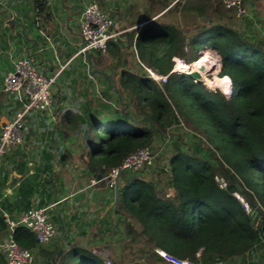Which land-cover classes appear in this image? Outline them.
Instances as JSON below:
<instances>
[{"label": "crops", "instance_id": "0c3cea01", "mask_svg": "<svg viewBox=\"0 0 264 264\" xmlns=\"http://www.w3.org/2000/svg\"><path fill=\"white\" fill-rule=\"evenodd\" d=\"M90 2L120 30L105 52H79L80 15ZM240 11L221 0H0V132L27 100L24 94L2 89L14 61L28 58L39 73L55 76L49 109L25 116L23 141L7 148L0 165V264H8L4 244L11 239L17 243L14 231L22 226L11 229L6 218L17 221L32 207L46 208L56 233L29 249L26 264H48L49 254L74 242L102 251L112 264H170L135 235L140 227L136 220L120 213L107 183L110 172L92 166L93 147L84 134L92 119L121 107L123 79L149 76L146 68L157 73L137 54L136 37L143 24L158 17L177 26L210 22L264 39V0H241ZM172 141L146 168L123 171L119 185L136 178L167 187L165 159L175 153ZM225 264H264V245L246 256L245 263Z\"/></svg>", "mask_w": 264, "mask_h": 264}, {"label": "trees", "instance_id": "16d2710c", "mask_svg": "<svg viewBox=\"0 0 264 264\" xmlns=\"http://www.w3.org/2000/svg\"><path fill=\"white\" fill-rule=\"evenodd\" d=\"M200 45L202 53L212 50L218 55L216 75L230 79L234 87L230 96L174 68L175 58L186 64L197 60ZM136 50L146 66L166 79L122 80L121 107L92 119L84 134L93 147L92 166L104 173L118 169V176L125 170H142L148 165L140 169L121 165L131 152L165 140L173 125L189 126L194 139L204 143L205 153L183 145L170 156L167 187L136 178L119 185L118 177L116 205L121 214L136 220L140 227L135 235L151 250L158 247L179 258L245 263L246 256L264 245L263 229L255 226L251 214L257 212L264 221V39L210 22L177 26L158 17L143 24ZM216 177L225 180L224 187ZM235 193L246 200L249 211ZM14 239L30 250L39 244L23 226L15 228ZM46 260L105 264L91 247L78 242Z\"/></svg>", "mask_w": 264, "mask_h": 264}, {"label": "built area", "instance_id": "2783aa9c", "mask_svg": "<svg viewBox=\"0 0 264 264\" xmlns=\"http://www.w3.org/2000/svg\"><path fill=\"white\" fill-rule=\"evenodd\" d=\"M230 9L240 11L241 0H221ZM241 12V11H240ZM80 35L82 47L79 52L89 51L105 52L109 41L116 38L120 30L116 24L96 2L86 4L80 15ZM14 68L7 73L2 89L6 92L24 94L27 98L25 105L19 110L10 121L4 123L0 132V165L3 156L10 145L20 144L24 139V118L32 110L45 111L49 109L52 101L51 86L55 81V76H45L39 73L34 63L28 58H21L14 61ZM148 75L155 81H164L166 75H162L146 68ZM154 156L152 148H140L127 155L121 168L140 169L144 165H150ZM118 169H113L109 185L113 187L114 179L118 175ZM220 187L225 186L223 178L216 177ZM236 197L242 203L244 209L249 211V205L239 194ZM7 224L12 229L22 225L33 233L37 242L43 244L48 242L56 233L54 224L48 219L45 207H32L21 213L17 221L6 218ZM262 242L264 244V229L262 232ZM6 261L8 264H26L31 259V251L18 245L14 240H9L4 244ZM154 252L164 261L170 264H222L220 260L204 261L196 259L179 258L161 248H154ZM198 256V255H197Z\"/></svg>", "mask_w": 264, "mask_h": 264}, {"label": "rangeland", "instance_id": "374dc122", "mask_svg": "<svg viewBox=\"0 0 264 264\" xmlns=\"http://www.w3.org/2000/svg\"><path fill=\"white\" fill-rule=\"evenodd\" d=\"M202 48H203V45H200L198 47V50L200 51V53H202V51H203ZM205 52H207V51H204L202 54H204ZM212 55L213 56H209V57L212 58V60L208 59V61H206L204 65L199 66V67H195V66L193 67V66H191L192 65L191 63L195 62V61H193V62H191L189 64V67H187L186 69H189L187 71L197 70L199 72V81H197V82L205 83V85L207 87H209V88L218 87L219 89H221L220 85L217 84V82H216V80L218 79V76L216 75V73L218 72L219 67H220V63H218L219 57H218V55L216 53L212 54ZM212 63H214V64H212ZM177 66L179 67L177 61H175L174 62V68L176 70H178ZM181 66L182 65H180V67ZM186 69H185V71H186ZM179 71H182V69L179 70ZM182 73H183V71H182ZM158 82H161V81H158ZM227 88H228V91L227 92L224 91L226 93H228L229 90H230L229 89L230 88V83H228ZM107 125L108 124L106 123L104 126H107ZM100 126H101V124L99 125V127ZM173 127H176V126L173 125L172 128ZM173 129L174 130H172V129L169 130V136L165 140H158L156 142L157 144L155 145V147H152L153 156H154V158L152 160V163L155 160L156 153L159 152V150L163 149L164 147L168 148V147H166L168 145L167 141H170V143H173L172 140H174V144H175V148L172 150V152L179 151V150L182 149L183 145H186V147L194 148L195 151L199 152L201 150L202 153H205V151H204V147H205L204 143L198 141L197 139H194L193 134H192L191 129H190L189 126L185 125L184 127H181V128L180 127H176V128H173ZM101 132H102V129L100 127L99 134L97 135V139H98L97 144L98 145L100 144ZM167 161L168 160L165 159V162H166L165 169H166V171H167ZM110 173H112V170L110 171ZM110 173H109V175H110ZM250 173L252 174V171ZM164 174H166V173L164 172ZM109 175L107 176L108 185H109V180H111V176H109ZM115 179L113 180L114 181L113 184H115ZM109 187H111V185H109ZM111 188L114 189V185ZM135 248H136L135 250H138L140 247L137 246ZM101 252L102 251H100V253H97V252L96 253L101 257V259L104 261V263L105 264H112L109 259L105 258L104 253H101ZM101 255H103V256H101Z\"/></svg>", "mask_w": 264, "mask_h": 264}, {"label": "water", "instance_id": "95a60500", "mask_svg": "<svg viewBox=\"0 0 264 264\" xmlns=\"http://www.w3.org/2000/svg\"><path fill=\"white\" fill-rule=\"evenodd\" d=\"M218 63H219V60H218ZM183 72L187 76H189L192 79H194L195 81H199V72L197 70L183 71ZM230 85H231V88H230V92L229 93H226V92H224L221 89L228 96H230L233 93V91H234V87L232 86V83L231 82H230ZM118 175H119V173H118ZM118 175L116 176L115 184H114L115 199L118 198ZM251 214H252L253 219H255V226H259L260 228L264 229V221L262 219V215H257V212H255V211H251Z\"/></svg>", "mask_w": 264, "mask_h": 264}, {"label": "bare ground", "instance_id": "6f19581e", "mask_svg": "<svg viewBox=\"0 0 264 264\" xmlns=\"http://www.w3.org/2000/svg\"><path fill=\"white\" fill-rule=\"evenodd\" d=\"M212 54H213L212 52H207V53L201 54V56L198 57V59L195 60V62L191 63V64H192L191 66H193V67H194V66H195V67H199V66L204 65L205 62L208 61V59H211V60H212V58L209 57V56H213ZM209 62H210V61H209ZM177 63H178V65H179V67L177 66L178 70H181V69H182V71H185V69H186L187 67H189L188 64H186V63H184V62H182V61H180V60H177ZM212 64H214V63H212ZM180 65H182V66L180 67ZM215 66H216V65H215ZM200 68H201V67H200ZM187 70H189V69H186V71H187ZM225 77H227V76L218 77V79L216 80L217 84L220 85V88H221L223 91H225V85H228V83H230V79L227 77V81H225ZM215 79H216V78H215ZM230 88H231V85H230Z\"/></svg>", "mask_w": 264, "mask_h": 264}, {"label": "snow or ice", "instance_id": "6c2138e0", "mask_svg": "<svg viewBox=\"0 0 264 264\" xmlns=\"http://www.w3.org/2000/svg\"><path fill=\"white\" fill-rule=\"evenodd\" d=\"M225 81H227V78L225 77ZM225 91H228L227 85H225Z\"/></svg>", "mask_w": 264, "mask_h": 264}, {"label": "clouds", "instance_id": "9594fccd", "mask_svg": "<svg viewBox=\"0 0 264 264\" xmlns=\"http://www.w3.org/2000/svg\"><path fill=\"white\" fill-rule=\"evenodd\" d=\"M213 52V51H212ZM215 53V52H214ZM227 78V77H226Z\"/></svg>", "mask_w": 264, "mask_h": 264}]
</instances>
